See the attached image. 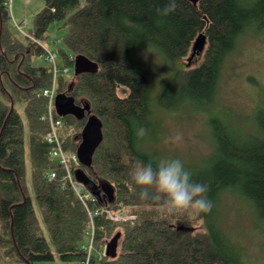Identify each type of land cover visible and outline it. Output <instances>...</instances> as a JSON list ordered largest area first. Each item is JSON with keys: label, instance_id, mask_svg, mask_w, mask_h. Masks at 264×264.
Here are the masks:
<instances>
[{"label": "trees", "instance_id": "1", "mask_svg": "<svg viewBox=\"0 0 264 264\" xmlns=\"http://www.w3.org/2000/svg\"><path fill=\"white\" fill-rule=\"evenodd\" d=\"M167 2L46 0L35 16L34 35L23 39L13 30L10 0H0V263L40 264L58 257L81 264L87 255V209L45 140L49 99L43 90L52 85L54 67L46 59L33 63L34 54H46L39 38L59 20L68 32L59 50L57 93L74 96L77 104L89 102L104 124L92 166L80 164L73 171L82 167L95 182L115 186L113 202L82 189L90 209L103 211L96 219L99 246L121 233L117 256L90 264H246L243 244L226 227L225 202L243 199L264 218V98L255 124L247 127L250 121L220 106L219 95L228 60L246 36L264 33V0H177L175 12L158 15L156 9ZM201 32L207 43L195 65L169 64L172 73L164 80L162 62L190 56ZM79 54L96 61L98 71L76 75ZM168 112L210 116L212 150L183 162L193 180L208 185L210 213H162L157 202L140 199L141 188L131 180L137 160L178 157L161 158L154 145ZM63 121L64 148L76 152L87 116L68 115ZM139 127L148 130L143 138L135 136ZM107 210L123 218L114 220ZM180 222L190 230H178Z\"/></svg>", "mask_w": 264, "mask_h": 264}, {"label": "rangeland", "instance_id": "2", "mask_svg": "<svg viewBox=\"0 0 264 264\" xmlns=\"http://www.w3.org/2000/svg\"><path fill=\"white\" fill-rule=\"evenodd\" d=\"M46 5V0H10L12 24L14 32L21 38L28 33L34 35V20L38 12ZM68 32V26L63 21L52 22L44 36L39 38V43L57 55L56 65L61 62L59 50L63 49V37ZM47 54H34L33 63H45ZM189 56L174 63L163 61L162 67L166 69L164 80L169 76L170 66L185 69V62ZM196 61L190 63L195 65ZM171 64V65H169ZM70 70H65L69 75ZM52 85L57 89L58 80L53 79ZM51 85V86H52ZM56 94L57 91H56ZM264 98V33L248 35L239 47L238 51L228 60L222 78V90L219 95L220 106L230 111L236 119L250 121L247 127L255 124V113L260 108ZM229 112V113H230ZM210 116L205 113H166L164 129L158 135V141L154 144L159 148L161 158L178 155L182 162H188L191 158H200L208 155L214 146L210 139L213 128L209 126ZM235 119V120H236ZM254 129V127H253ZM151 133V129L149 128ZM29 180V185H30ZM77 187L82 190L85 187L77 182ZM86 190V189H85ZM87 191V190H86ZM88 192V191H87ZM89 193V192H88ZM90 194V193H89ZM227 199L226 227L246 250V264H264V218L256 208L249 206L243 199L235 197ZM107 201L104 197L102 200ZM115 201V200H114ZM33 203L42 222L37 201L33 195ZM106 211V210H104ZM114 220L123 218L118 212L107 210ZM185 224V223H183ZM43 230L50 243L51 251L56 254V249L51 242L50 235L44 223ZM186 225V224H185ZM183 231V230H181ZM99 245V244H98ZM0 264H27L25 262H1ZM40 264H80L78 261H65L58 257L54 260L44 261Z\"/></svg>", "mask_w": 264, "mask_h": 264}, {"label": "clouds", "instance_id": "3", "mask_svg": "<svg viewBox=\"0 0 264 264\" xmlns=\"http://www.w3.org/2000/svg\"><path fill=\"white\" fill-rule=\"evenodd\" d=\"M177 0H168L157 14L168 16L175 12ZM148 130L135 129V136L143 138ZM132 182L141 188V200H153L162 213L172 215L191 211L196 215L210 213L213 203L207 197L208 185L193 180L184 163L176 159H150L147 163L137 160L130 172Z\"/></svg>", "mask_w": 264, "mask_h": 264}, {"label": "water", "instance_id": "4", "mask_svg": "<svg viewBox=\"0 0 264 264\" xmlns=\"http://www.w3.org/2000/svg\"><path fill=\"white\" fill-rule=\"evenodd\" d=\"M190 1L194 3L199 2V0ZM206 43L207 36L202 32L199 33L192 44V52L187 59L188 63H191L196 56L204 51ZM98 69V63L91 60L86 55L79 54L75 57L74 73L76 75L82 73H96ZM55 110L61 117L73 115L75 118L81 120L87 116L86 124L80 134L77 154L82 165L86 167L92 166L94 153L104 139V124L102 119L97 114L92 113L89 102L77 104L75 97L65 92L56 95ZM75 179L78 183L82 184L95 199L101 200L106 197L107 202H113L115 200V186L111 182L107 180L95 182L82 167L75 170ZM177 229L183 231L190 230L188 226L181 222L177 224ZM120 237L121 233L119 232L106 244L105 253L107 257L115 258L117 256Z\"/></svg>", "mask_w": 264, "mask_h": 264}, {"label": "built area", "instance_id": "5", "mask_svg": "<svg viewBox=\"0 0 264 264\" xmlns=\"http://www.w3.org/2000/svg\"><path fill=\"white\" fill-rule=\"evenodd\" d=\"M39 43V42H38ZM40 44V43H39ZM46 60L51 63L54 67V79L57 77L58 67L56 65L57 55L55 52L46 50ZM67 70V69H65ZM57 89L55 86H50L43 90V95L49 99V106L47 112L44 114L43 119L48 122L49 130L45 135V140L51 147L52 156L65 168L66 179L70 185L75 189L80 200L84 203L88 215H89V225L86 230L87 242L84 245V249L87 253L86 258L82 261L81 264H90L92 259H103L106 257L105 249L106 244L99 246L97 242V217L103 212L101 209H90L88 201L90 199L88 193L83 192L77 187V181L75 179V172L73 168L77 165H80V160L76 152H68L62 143L60 137V130L64 127L63 117L59 116L55 110V97ZM52 178L56 177V172L50 174ZM108 212V211H107ZM110 218L115 219L108 212Z\"/></svg>", "mask_w": 264, "mask_h": 264}]
</instances>
